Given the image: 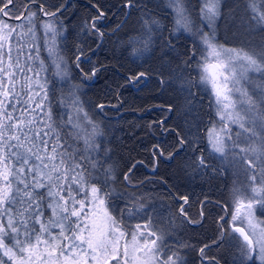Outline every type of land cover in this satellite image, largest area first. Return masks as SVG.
I'll return each instance as SVG.
<instances>
[{
    "label": "trees",
    "instance_id": "1",
    "mask_svg": "<svg viewBox=\"0 0 264 264\" xmlns=\"http://www.w3.org/2000/svg\"><path fill=\"white\" fill-rule=\"evenodd\" d=\"M14 1L23 13H56L50 18L57 24L63 76L51 68L44 71L45 111L51 113L62 150L98 177L94 182L101 196L107 194L106 209L123 230L147 226L162 240L161 257L176 253L183 264H264L241 250L242 236L228 223L239 188L264 226V156L251 151L264 145V0H218V14L209 25L201 12L206 0H181L187 27L178 23L173 0H132L131 8L128 0ZM101 12L103 17L95 20ZM37 33L42 52L47 51L43 33ZM202 35L252 55L260 64L246 85L256 106L234 111L251 131L228 122L223 154L207 142L208 127L217 125L216 115L223 109L217 105L216 111L202 75ZM146 39L148 52L133 54ZM141 72L144 79L130 84ZM253 187L256 194L250 193ZM41 192L47 195V189ZM255 195L256 204L250 197ZM47 203L45 219L51 216ZM131 206L147 211L137 215ZM224 214L228 219L221 220ZM4 244L18 252L14 240L5 238Z\"/></svg>",
    "mask_w": 264,
    "mask_h": 264
},
{
    "label": "snow or ice",
    "instance_id": "2",
    "mask_svg": "<svg viewBox=\"0 0 264 264\" xmlns=\"http://www.w3.org/2000/svg\"><path fill=\"white\" fill-rule=\"evenodd\" d=\"M12 3L13 0L6 2L0 0L2 5L0 13L8 15V6ZM173 3L177 6L178 23L187 27L188 21L184 9L180 6L181 0H173ZM126 6L131 8L132 0H128ZM59 11L57 9V12ZM218 11V0H206L205 6L201 9L202 14L209 20L214 19ZM44 14L53 18L56 16V13ZM34 16L35 13L28 15L29 22ZM101 17L102 12L94 19L99 20ZM261 18H264V14ZM43 27L46 37H49L45 40L49 54L55 56L59 33L53 24L47 23ZM95 27L96 24L93 23L92 28ZM8 28L9 26L5 24L4 29ZM2 32L3 30H0V74L7 78V83L0 79V248L4 249V255L10 258L16 256L13 248L4 244L5 238H10L14 240L13 247L20 253L18 264H121V259L123 264H129L130 260L136 264H183L182 258L176 253L168 255L167 259H161L160 237L149 239L156 234L147 232V226L142 228L137 224L136 229L130 233V241L125 239L129 234H126L121 223L108 213L105 207L107 194L101 196L102 189L94 182L98 177L91 175L83 167L82 162L76 160L75 155L62 150L65 146L61 144L59 133L50 122L51 113L45 111L47 84L41 82L43 61H40L39 70H34L29 65H21L19 59L13 63L9 49L7 67H4L3 41L6 37ZM8 34L11 35V32ZM28 34L34 35L31 28ZM203 41L212 49L213 55H219L210 43L209 37L204 36ZM149 44L150 40L146 39L143 47L134 49L133 54L143 55L148 52ZM220 51L230 55L235 50ZM27 59L39 60V55L35 57L29 55ZM58 61L59 58L54 59L59 75L63 72ZM235 64L242 65V68L236 70ZM220 67L222 82L218 84L215 77L213 78L217 105H222L230 123L238 124L242 131L250 132L251 130L246 128L247 120L244 116L239 112H236L235 116L232 113L238 106L247 105L252 109L256 102L247 92L242 93L244 99L239 102L231 97L239 80L244 78V72L253 68L259 70L260 64L252 55L237 52L235 57ZM9 69H19L22 74L27 72L32 75H24L21 81L17 79L16 72ZM96 71L94 68L93 75ZM144 77L145 74L141 72L132 76L129 83H139ZM37 88L39 91L35 90ZM37 100L40 102L37 103ZM222 131L227 133V124ZM227 139L231 137L228 136ZM183 143L181 140L180 144ZM209 143L214 152L221 154L225 152V137L214 129L209 130ZM85 144H89L87 139ZM247 151L249 150L241 149L242 153ZM251 151L264 156V145ZM172 155L173 153H169L170 157ZM199 163L203 166V159ZM249 165L254 167L251 161ZM92 168H96V163H92ZM125 179H128L127 175ZM44 189H47L46 196L41 192ZM45 200L48 201L46 207L51 210V216L47 219L44 213ZM97 206L104 208L102 217L95 214ZM252 207V203L247 205L249 214ZM142 211L147 209L143 206L132 209L137 215ZM236 218L234 216L233 220ZM249 224L254 229L252 235H256L257 225H253L251 220ZM234 231L243 237L245 243L242 245V251L259 247L261 259L264 260V227L259 229V236L255 241L243 228H235ZM200 251L203 255L204 249Z\"/></svg>",
    "mask_w": 264,
    "mask_h": 264
},
{
    "label": "rangeland",
    "instance_id": "3",
    "mask_svg": "<svg viewBox=\"0 0 264 264\" xmlns=\"http://www.w3.org/2000/svg\"><path fill=\"white\" fill-rule=\"evenodd\" d=\"M14 4H16V1L13 0V3L8 6V13H9L8 15H4V14L0 13V15H1V17H0V30H3L2 34L6 37V39L3 41V44H4L3 52L5 53L4 67H7V53L9 51V49H11V57H12L13 63H15L17 59H19L21 65H29V66H32L34 70H39L40 61H43L44 70L41 72V82L45 83V79H46V75L44 72L45 70H48L51 68L56 72V75L58 76L57 69H56L55 63H54V59L58 58V55H57V50L55 52V56H52L49 54L48 45L45 43V40L48 37H46V33H45L43 25L50 23V24H53L57 28V24L54 20H52L50 18L51 16H46L44 14L45 12L41 9H39L38 11L37 10L27 11L26 10L23 13V11L20 10L21 8L14 6ZM26 7H27V3H26ZM30 13H35V16L32 17L31 22H29V20L27 19L28 15ZM38 17H41V19L37 20ZM212 20L205 21L206 25H209L210 21L212 22ZM5 24H7L9 26L8 29H4ZM29 28L32 29V32L34 33V35L28 34ZM37 30H39L43 33V38H44L43 44L45 45V47H47V51L42 52L41 40H40V34L41 33H37ZM9 32H11V35L8 34ZM203 36L204 35H202L199 38H200V42L202 41L203 46L205 47L204 55H205L206 61H205V64H202L201 70H202L203 78H204V80H206V83L208 84V86L210 88L209 90L212 91L214 101L216 102V96H215L214 91H213V78L215 77L216 83H218V84L221 83L222 82V75H221L222 69L220 66L227 64L229 59L235 57L237 52H239V53H243V52H241L237 49L231 48V47H226L223 45L215 44L212 40L209 39L210 43L214 46L216 51L219 53L218 56L213 55L212 49L209 48V46L204 43ZM221 49L235 50V51L229 55L226 52H221L220 51ZM202 54H203V50H202ZM29 55H31L33 57L39 55V60H35V59L34 60H28L27 58ZM202 60H203V57H202ZM58 62L61 65L60 60ZM234 68L236 70H239L242 68V65L235 64ZM61 69H62V66H61ZM254 70H255V68L250 69V70H246L244 72V78L240 79L239 82L237 83L236 89L233 90L231 99H233L237 102H239L238 101L239 99H240V101L244 99V97L242 96V93L246 92V85L253 81L254 78H252V74L255 73V72H253ZM9 71H15L17 79L21 80V81H22L24 75H28V76L32 75V73H27V72L25 74H22V73H20L19 69H9ZM62 71H63V69H62ZM59 75L63 76L62 74H59ZM0 79H3V81L5 83H7V78L3 77L2 74H0ZM253 84L257 88L262 87L261 85H259V83L253 82ZM17 90L18 91L20 90L19 84H17ZM35 90L39 91L38 88ZM36 102L39 103L40 101L37 100ZM220 107H222V105H220ZM222 109H223V107H222ZM238 109L242 110V107L238 106L236 110H238ZM217 110L218 109H217V103H216V111ZM222 115L224 116L223 119L221 118ZM235 115H236V112L233 113V116H235ZM216 119H217V125H210L208 127V130H207V132H208V137H207L208 141L207 142H208V146L211 150H212V148H211V145L209 143V130L214 129L221 136L226 137L225 132L222 130L225 128V125L228 124V122H230L228 120L227 115L224 113V110L222 111V113L220 115H216ZM207 132H206V134H207ZM225 144H226V142H225ZM219 154H221V153H219ZM260 183L264 184V180H261ZM260 191H262V190H260ZM256 192H257L256 188L253 187L251 189L250 193L256 194ZM246 197H243L241 195V193L239 192V188H237V190L234 191V196L232 198V209H231V212L228 214L229 219L227 218V215L224 214L223 217L221 218V220H223V218H227L228 223L233 230L235 228H243L244 231L249 234L250 238L253 239V241H255L259 236V229L261 227H264V226L262 224V221L257 219L255 214H254V205H253L252 209L250 210V214H249V210L247 209V205L249 203H252V201H250L249 198H246ZM250 197H252V200H255V204H256V195L250 196ZM238 206H239V208H238ZM133 208H134V206L130 207L131 210ZM103 212H104V208H99L98 206L96 207V211H95L96 215L102 217ZM234 216L237 217L236 220H233ZM249 220L252 221L253 225H257V227L255 229L256 235H252L254 229L249 224ZM141 226L143 228L145 225H141ZM146 231L154 233L152 230H150L148 228L146 229ZM130 233H131L130 231H126V234H129V235H126L125 239H127L129 241L131 239ZM156 237H158V236L155 235L153 237H149V239H155ZM138 239H139V237H138ZM240 239H241L242 245H244L245 242L243 240V237H240ZM161 241L162 240L160 239L159 242H161ZM33 242H34V237H33ZM121 244L123 245V241H121ZM141 244H143V240H141ZM14 252L16 253V256L14 258H10L9 256L4 255V249L0 248V264H18L19 259H20V253H19V251L18 252L14 251ZM244 252L246 253V255H255L259 261H263L261 259L259 247H254L252 250L245 249ZM131 255H132V253L130 252V256ZM161 259L163 260L164 258L161 257ZM121 264H123V259H121ZM129 264H136V262L130 260Z\"/></svg>",
    "mask_w": 264,
    "mask_h": 264
},
{
    "label": "water",
    "instance_id": "4",
    "mask_svg": "<svg viewBox=\"0 0 264 264\" xmlns=\"http://www.w3.org/2000/svg\"><path fill=\"white\" fill-rule=\"evenodd\" d=\"M200 160H201V158H200Z\"/></svg>",
    "mask_w": 264,
    "mask_h": 264
}]
</instances>
